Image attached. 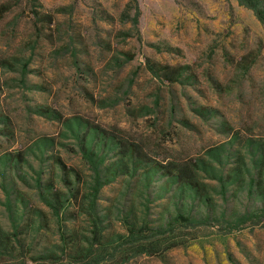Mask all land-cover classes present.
I'll use <instances>...</instances> for the list:
<instances>
[{"label":"rangeland","instance_id":"1","mask_svg":"<svg viewBox=\"0 0 264 264\" xmlns=\"http://www.w3.org/2000/svg\"><path fill=\"white\" fill-rule=\"evenodd\" d=\"M261 142L239 0H0V264H264Z\"/></svg>","mask_w":264,"mask_h":264},{"label":"trees","instance_id":"2","mask_svg":"<svg viewBox=\"0 0 264 264\" xmlns=\"http://www.w3.org/2000/svg\"><path fill=\"white\" fill-rule=\"evenodd\" d=\"M239 1H240V3L245 5L246 7L254 10L257 18L264 24V13L261 10L256 9V7L254 5H252L251 1H249V0H239ZM135 24L137 25V21H135ZM150 70L152 72H154L151 67H150ZM257 147L260 151L261 159H262V162L259 164V170H258V172H256V174L254 176L251 174V171L250 172L245 171V174H246L247 178H249V186H250L251 193L256 191L257 196H259L261 198V200L263 201V203H262L263 205L256 207L251 212H247L246 216L248 218L247 220L260 222V221L264 220V142L259 143ZM236 173H238V176L242 175V174H240L241 173L240 167H239V169H237ZM235 175H237V174H235ZM56 213H58V212L56 211ZM62 240H63V246L68 250L69 245L67 242V237H65V235H64ZM71 247L72 246H70V248ZM81 250L84 251V249H81ZM82 251L75 253V254H70V257L74 256L75 262L80 263V262H82V260H84L88 257V256L84 255V252H82ZM53 256L54 255H47V256H45V258L52 260L54 258ZM54 264H57V263L55 262ZM81 264H84V263H81Z\"/></svg>","mask_w":264,"mask_h":264}]
</instances>
